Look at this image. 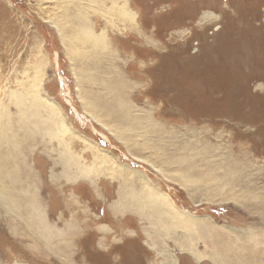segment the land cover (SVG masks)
Listing matches in <instances>:
<instances>
[{
  "label": "rangeland",
  "instance_id": "rangeland-1",
  "mask_svg": "<svg viewBox=\"0 0 264 264\" xmlns=\"http://www.w3.org/2000/svg\"><path fill=\"white\" fill-rule=\"evenodd\" d=\"M4 111L46 252L0 213V264L264 249V0H0Z\"/></svg>",
  "mask_w": 264,
  "mask_h": 264
},
{
  "label": "bare ground",
  "instance_id": "bare-ground-1",
  "mask_svg": "<svg viewBox=\"0 0 264 264\" xmlns=\"http://www.w3.org/2000/svg\"><path fill=\"white\" fill-rule=\"evenodd\" d=\"M82 37L86 39V42L91 41L93 43L94 41H96L98 42V44L103 43V46L106 45V39L103 33L93 37L85 33L82 34ZM67 55L69 54L67 53ZM34 101L36 102L35 99ZM19 104H21L20 100ZM55 109L56 108L52 107L50 114L53 117L57 118L59 111ZM0 114V213H4L10 216H17L19 218L22 217L25 224L22 230L25 231V234L29 236L31 235V237L36 241V244L40 247L41 255H44L42 253L46 252V246L43 241L37 237V235H39L41 236V238H43L44 235H46V224L43 221V216L38 211V208L40 209L41 202L34 191L29 192L24 189L23 185L25 184L23 183L21 172L22 168L21 166H19L18 168V166L16 165V161L20 157L21 147V136L13 130L17 123L11 119L6 111ZM24 114L28 116L27 113ZM21 118V125L23 130L25 131V136L30 139L29 137L31 136V133L28 128V119L26 121V119H23V117ZM65 130L68 131L69 128L66 127ZM94 148L98 150V152L100 151L102 153H106L105 150L98 147L95 143ZM134 159L137 161H141L140 159ZM44 258H47V255H45ZM231 258L232 259L229 260V264H264V249H249L246 250L245 255H239V257L233 255ZM226 259L227 257L225 256V253H223V258L219 257V261L222 264H228V261Z\"/></svg>",
  "mask_w": 264,
  "mask_h": 264
}]
</instances>
